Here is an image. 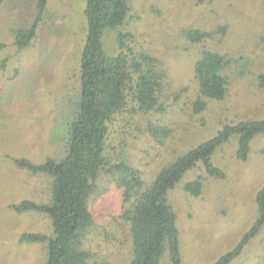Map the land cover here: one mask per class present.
Wrapping results in <instances>:
<instances>
[{
  "label": "rangeland",
  "instance_id": "374dc122",
  "mask_svg": "<svg viewBox=\"0 0 264 264\" xmlns=\"http://www.w3.org/2000/svg\"><path fill=\"white\" fill-rule=\"evenodd\" d=\"M130 12L119 30L102 38L110 55L120 52L119 32L134 52L159 60L164 73V112L142 113L135 106L110 125L106 154L142 173L146 186L179 158L214 139L226 127L264 121V0H129ZM87 0H49L36 38L23 50L19 31L38 20L37 0H0V264H45L47 245L20 243L26 233L54 232L52 220L39 212L17 213L22 201L47 204L52 178L17 167L14 159L43 164L60 160L81 93V57L88 36ZM211 35L192 43L186 31ZM227 57L229 92L194 112L199 97L196 65L204 52ZM6 62L5 68L2 63ZM159 131V132H155ZM240 136L217 148L213 164L224 178L211 177L204 165L188 171L169 193L177 214L181 264H216L238 247L258 219L257 195L264 188V134L239 159ZM203 178L202 195L185 189ZM115 175L104 174L89 204L95 225L84 249L107 264H132L133 243L122 218V190ZM162 264H171L166 256ZM231 264H264V227Z\"/></svg>",
  "mask_w": 264,
  "mask_h": 264
},
{
  "label": "trees",
  "instance_id": "16d2710c",
  "mask_svg": "<svg viewBox=\"0 0 264 264\" xmlns=\"http://www.w3.org/2000/svg\"><path fill=\"white\" fill-rule=\"evenodd\" d=\"M37 2V22L31 29L18 32L16 46L20 50L28 48L36 38L49 0ZM129 12V0H87L88 36L81 57V93L65 138L64 156L60 160L49 158L43 164L25 158L14 159L18 168L52 178L49 203L26 200L11 205L17 213L39 212L52 220L54 232L51 236L26 233L20 237L22 244L47 245L45 264H107L96 260L93 253L84 249V241L95 225L89 202L99 192L98 181L104 174L115 175V183L122 190L125 205L122 218L130 227L133 243L132 264H162L166 256L171 264H181L177 214L169 193L199 162L211 177L224 178L223 172L213 164L212 156L233 134L240 136L238 157L244 161L248 159L253 139L264 134V121L226 127L214 139L164 168L150 186L145 185L138 169L113 162L106 154V146L110 125L117 115L127 111L130 105L146 114L165 111L161 104L165 76L159 60L148 53L134 52L126 43L128 35L123 32L117 36L119 53L110 55L104 49V33L121 29ZM186 38L192 43H202L211 35L188 30ZM5 47L0 44V50ZM5 65L3 62L2 68ZM230 65L227 57L204 52L196 65L199 97L194 103L195 113L204 112L209 101H223L227 97L226 70ZM258 80L259 87L264 88V75ZM185 189L195 197L201 196L203 178L189 182ZM257 205L258 219L253 228L236 249L222 256L216 264H231L260 233L264 227V188L257 195Z\"/></svg>",
  "mask_w": 264,
  "mask_h": 264
}]
</instances>
